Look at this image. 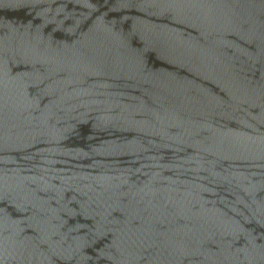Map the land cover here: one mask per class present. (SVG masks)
<instances>
[{
  "label": "water",
  "instance_id": "obj_1",
  "mask_svg": "<svg viewBox=\"0 0 264 264\" xmlns=\"http://www.w3.org/2000/svg\"><path fill=\"white\" fill-rule=\"evenodd\" d=\"M0 264H264V0H0Z\"/></svg>",
  "mask_w": 264,
  "mask_h": 264
}]
</instances>
